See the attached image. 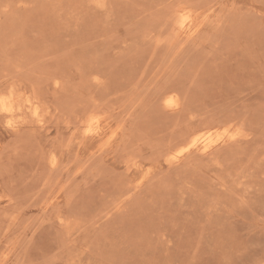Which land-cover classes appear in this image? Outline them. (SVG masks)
Instances as JSON below:
<instances>
[{
  "label": "rangeland",
  "instance_id": "1",
  "mask_svg": "<svg viewBox=\"0 0 264 264\" xmlns=\"http://www.w3.org/2000/svg\"><path fill=\"white\" fill-rule=\"evenodd\" d=\"M0 96V264H264V0H0Z\"/></svg>",
  "mask_w": 264,
  "mask_h": 264
},
{
  "label": "bare ground",
  "instance_id": "2",
  "mask_svg": "<svg viewBox=\"0 0 264 264\" xmlns=\"http://www.w3.org/2000/svg\"><path fill=\"white\" fill-rule=\"evenodd\" d=\"M10 93V92H9ZM8 96H10V94L8 95ZM1 97V96H0ZM2 100H3V97H2ZM4 100H6V99H4ZM4 102V101H3ZM10 107H11V105H10ZM9 109V108H8ZM28 109V108H27ZM7 125V124H6ZM200 141V140H199Z\"/></svg>",
  "mask_w": 264,
  "mask_h": 264
}]
</instances>
